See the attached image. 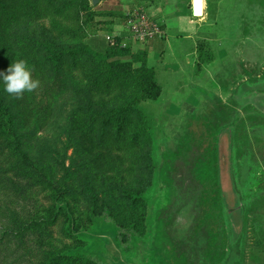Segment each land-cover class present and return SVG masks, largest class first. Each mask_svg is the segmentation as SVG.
<instances>
[{"label": "trees", "instance_id": "obj_1", "mask_svg": "<svg viewBox=\"0 0 264 264\" xmlns=\"http://www.w3.org/2000/svg\"><path fill=\"white\" fill-rule=\"evenodd\" d=\"M80 12H87L88 19L95 15L88 5L78 8L75 0H0V71L25 60L39 81L37 89L20 99L5 92L0 84V194L17 201L21 189L9 187L12 178L30 188H40L56 207L45 210V218L35 220L36 226L48 228L65 213L62 207L68 209V199L78 203L75 200L81 195L94 217L108 220L127 233L124 240L133 241L147 232L145 194L154 175L152 154L147 151L150 126L141 105L161 92L155 71L147 67V53L121 48V35L114 37L117 44L113 47L94 37L67 46L46 35L35 37V30L22 32L16 27L26 19L45 21L51 16L63 18V13L75 20ZM71 69L80 81L71 80L70 84L82 99L71 112L64 147L57 151L45 141H24L18 121L31 123L35 134L41 132L51 113L52 94L67 85ZM208 116L206 122L188 124L193 132L189 162L182 159L185 148L175 153L167 150L159 169L169 199L156 213L155 222L160 238L170 240L168 252L174 264H220L228 256L225 211L217 184V142L223 132H230L228 124L234 111L219 105ZM68 150H78L87 162L80 179L65 167ZM57 168L63 174L59 180ZM205 168L213 176L210 184H206ZM211 201L216 214L209 211ZM187 206L191 222L182 230L176 223ZM19 210L9 205L1 213L0 244L21 240L35 228L24 217L25 210ZM35 261L31 264H106L95 255L62 256L44 249Z\"/></svg>", "mask_w": 264, "mask_h": 264}, {"label": "rangeland", "instance_id": "obj_2", "mask_svg": "<svg viewBox=\"0 0 264 264\" xmlns=\"http://www.w3.org/2000/svg\"><path fill=\"white\" fill-rule=\"evenodd\" d=\"M75 1L78 8L88 5L95 14L93 18L88 19L87 12H80L75 14L74 20L63 13L60 15L63 18L51 16L45 21L26 19L16 27L22 32L35 30V37L46 35L67 46L86 43L94 37L104 39L113 47L117 44L114 37L121 35V48L128 47L133 53H147L145 48H140V44L145 42L133 40L126 28L129 15L142 10L162 29L159 18L149 15V6L167 7L170 18L177 19L179 15L189 13L192 0H147L150 4L146 0H116L106 5H100L103 0H98L95 6L92 0ZM203 1L205 13L198 18L206 21L214 34L207 37L208 40L199 38L192 43L189 51L193 54L188 61L168 55H164L157 66H154L157 63L153 62L154 59L150 63L146 61L147 67L155 71L161 92L156 99L141 105L150 126L147 151L152 154L154 167L152 185L145 194L148 202L145 236H137L133 241L124 240L123 235L127 233L109 224L108 220H101L102 217H94L81 195L75 200L78 203L68 199V209L61 208L65 213L52 227L36 226L35 220L38 222L45 218V210L55 209L52 207L55 204L44 197L46 193L40 188H30L27 183L12 178L9 187L16 185L21 192L17 201L11 195L0 194V219L4 208L9 205L14 209L20 208V212L23 208L24 217L35 228L26 232L21 240L0 244V264L35 263L42 249L62 256L76 253L95 255L106 264H171L170 240L160 238L155 222L156 213L166 206L169 199L159 174L163 155L167 150L175 153L183 147L182 159L189 162L193 132H190L188 124L206 122L209 112L215 111L219 105L234 111L228 128L232 131L233 177L241 209L239 225H234L224 213L223 230L227 234L228 256L220 264H264V91L259 88L264 84V0ZM164 37L163 34L160 39ZM71 80L80 81V76L72 73V69L67 85L52 94L51 113L41 132L35 134L31 123L22 125L18 121L24 141H45L57 151L64 147L71 112L82 99L70 84ZM131 122L135 123L136 119H131ZM64 161L65 167L80 179L86 170L84 156L78 150H68ZM204 172L206 184H210L213 176L207 168ZM55 175L57 180L63 176L59 170ZM77 184L75 182L72 186L73 198H76ZM185 202L190 204L189 200ZM209 206V211L216 214L212 201ZM190 222V207L187 206L176 225L185 230Z\"/></svg>", "mask_w": 264, "mask_h": 264}, {"label": "crops", "instance_id": "obj_3", "mask_svg": "<svg viewBox=\"0 0 264 264\" xmlns=\"http://www.w3.org/2000/svg\"><path fill=\"white\" fill-rule=\"evenodd\" d=\"M116 0H103L100 5H106ZM146 3L147 0L145 1ZM151 12L149 15L157 17L162 25V30L165 39L156 38L140 44V48L147 51L148 63L151 60L160 64L164 55L174 56L177 60L184 59L188 61V58L192 52H190V46L196 39H207L214 34L210 25L204 20L192 15V1L188 10V14L179 15L178 18H170L171 14L163 6H155V4L148 7ZM205 10V4H204ZM205 13V12H204ZM208 40V39H207Z\"/></svg>", "mask_w": 264, "mask_h": 264}, {"label": "water", "instance_id": "obj_4", "mask_svg": "<svg viewBox=\"0 0 264 264\" xmlns=\"http://www.w3.org/2000/svg\"><path fill=\"white\" fill-rule=\"evenodd\" d=\"M97 3L98 0H92L93 6H95ZM192 15L197 18L203 17V0H192ZM259 88L264 91V84L261 85ZM231 133V130L230 132H223L218 138L217 184L225 214L228 216L229 220L233 222L234 225H239L241 219V209L238 204L235 182L233 177V140Z\"/></svg>", "mask_w": 264, "mask_h": 264}, {"label": "clouds", "instance_id": "obj_5", "mask_svg": "<svg viewBox=\"0 0 264 264\" xmlns=\"http://www.w3.org/2000/svg\"><path fill=\"white\" fill-rule=\"evenodd\" d=\"M0 84L3 90L16 99L25 93H31L39 86V81L32 76V69L25 60L11 63L5 71H0Z\"/></svg>", "mask_w": 264, "mask_h": 264}, {"label": "built area", "instance_id": "obj_6", "mask_svg": "<svg viewBox=\"0 0 264 264\" xmlns=\"http://www.w3.org/2000/svg\"><path fill=\"white\" fill-rule=\"evenodd\" d=\"M126 28L132 39L139 43L163 36L160 24L142 10L135 11L132 15H129ZM111 44H113L112 41Z\"/></svg>", "mask_w": 264, "mask_h": 264}]
</instances>
